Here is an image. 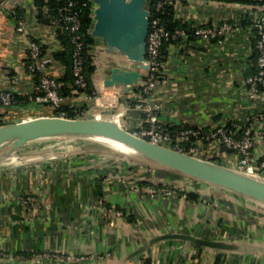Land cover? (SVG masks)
<instances>
[{
	"label": "crops",
	"instance_id": "0c3cea01",
	"mask_svg": "<svg viewBox=\"0 0 264 264\" xmlns=\"http://www.w3.org/2000/svg\"><path fill=\"white\" fill-rule=\"evenodd\" d=\"M96 7L93 2V10ZM261 7L182 0L176 9L178 17L192 24L217 25L223 20L239 23L244 16L253 20L264 15ZM16 9L24 11L23 18L16 17ZM37 13L36 0H0V92L11 89L19 98L0 108L3 124L58 116L56 107L33 100L37 84L28 69L31 40L43 47L47 74L58 79L66 70L55 59L63 49L57 26L40 23ZM94 24L93 14L95 42L90 53L96 90L63 103L76 118L111 117L137 131L147 123L135 104L147 97L161 106L159 121L169 127L208 130L229 122L243 130L252 128V164L264 160V92L251 98L244 76L253 27L241 26L223 46L200 40L171 45L156 87L144 95L147 77L128 93L122 85L106 84L114 68L127 59L109 50L103 37L93 35ZM205 146L202 159L237 167L233 152ZM3 156L0 264H216L218 257L219 264H264V207L243 196L101 152ZM189 237L228 247H196Z\"/></svg>",
	"mask_w": 264,
	"mask_h": 264
},
{
	"label": "water",
	"instance_id": "95a60500",
	"mask_svg": "<svg viewBox=\"0 0 264 264\" xmlns=\"http://www.w3.org/2000/svg\"><path fill=\"white\" fill-rule=\"evenodd\" d=\"M92 1L97 4L94 9L95 24L92 31L93 35L103 37L109 46V50L118 52L127 59L122 66L114 68L112 78L106 84L108 86L122 85L125 92L128 93L133 85L138 84L139 81H144L151 69L146 57L147 35L150 26V12L146 8V0ZM261 8L264 10V7ZM49 130L76 131L56 135L58 138L92 136L124 142L135 150L138 156L142 157V159L137 157L135 160L139 164L183 175L264 205V189L228 177L224 171L234 170L244 174L246 172L214 164L213 161L198 158L167 146L154 144L127 130L111 117L96 119L42 116L16 123L3 124L0 126V144L10 135L29 133L14 148L6 152L3 159L15 155V152L27 142L35 141L34 139L39 134ZM254 176L259 177L260 175L254 174ZM189 239L196 247L204 245L217 248L228 247L227 244L221 242L195 237H189Z\"/></svg>",
	"mask_w": 264,
	"mask_h": 264
},
{
	"label": "built area",
	"instance_id": "2783aa9c",
	"mask_svg": "<svg viewBox=\"0 0 264 264\" xmlns=\"http://www.w3.org/2000/svg\"><path fill=\"white\" fill-rule=\"evenodd\" d=\"M182 0H157L155 6L156 15L154 16L151 7L146 3V8L150 12V26L147 35V60L151 65L149 74L147 75L146 82L143 85L144 95H148L157 85V75L161 72L163 63L159 61L162 46L166 40L170 38L176 39L177 37H186L187 34L184 30H175L173 35L167 31L166 26L157 13L164 7L166 3H174L175 10L177 4ZM70 2L68 8L73 6ZM66 20L71 23L70 27L73 32L79 29V21L77 14L69 11ZM253 28L257 30L260 36L257 42V48L261 50L259 57V65L264 68V15H258L253 19ZM241 28L239 23H234L230 20H223L217 25H204L197 24L195 28L196 35L201 41L211 42L216 40L218 46H223L227 41L229 35L236 33ZM75 43L73 51V69L75 74V83L77 86L83 88L86 86L85 77L83 74V57H82V42L80 36H75L73 39ZM176 44H173V46ZM28 69L34 75L39 74L40 80L37 86V91L33 100L37 102H45L56 108H60L64 102V97L59 92L60 84L57 79L47 74V62L43 56V48L41 44L35 40H31L28 45ZM245 83L249 86V95L251 98H256L260 92L258 90L259 83L264 85V71L261 70L258 74L249 76L245 79ZM15 92L11 89L0 92V108L11 106L16 103ZM135 107L143 111L147 123L137 131H131L135 135L146 139L154 144L167 146L180 152H184L196 157L204 155L201 150L205 145L212 147L224 148L231 150L238 158L237 167L246 171H251L254 174L264 175V160L258 165L252 164V148L255 143V136L253 135L252 128L245 130L237 123L216 125L211 129H203L200 127L187 126L182 127L179 131L172 133L168 126L161 123L158 118V111L161 106L156 103H150L147 97L135 104ZM64 116V113L61 115ZM118 116V115H116ZM119 120V116H118ZM120 124V122H119ZM243 130V131H242ZM175 145L173 147L172 145ZM183 143L189 146V152L183 150ZM164 191H167L166 189ZM173 195L174 192H168Z\"/></svg>",
	"mask_w": 264,
	"mask_h": 264
},
{
	"label": "trees",
	"instance_id": "16d2710c",
	"mask_svg": "<svg viewBox=\"0 0 264 264\" xmlns=\"http://www.w3.org/2000/svg\"><path fill=\"white\" fill-rule=\"evenodd\" d=\"M175 1V0H174ZM218 2L225 3H237L247 6H262L264 7V0H215ZM70 2H73V6L68 8ZM157 0H150L149 5L151 7L152 13L155 16V6ZM36 5L38 7L37 19L40 23L46 25H54L57 26L58 32V40L63 46V49L56 52L55 59L60 61L65 65V73L57 79L60 84L59 92L62 97L68 98L72 97L75 94L85 93L92 95L95 92V86L92 81V75L96 71V65L94 59L90 53V49L94 44L95 40L91 34V27L93 24V1L92 0H36ZM69 11H73L77 14V18L79 21V29L76 32L71 30V23L66 20ZM17 18H23L24 11L22 9H16L14 11ZM166 26L167 31L170 35H173L175 30H184L187 34L186 37L180 36L176 39L170 38L166 40L162 46V52L159 58L161 63H164L169 58L170 46L173 44L181 45L188 44L190 42H198L201 39L196 35L195 28L196 25L192 24L188 21L183 20L178 17L177 11L175 10L174 3H166L162 9L157 13ZM239 24L244 26L253 27L254 21L244 16L239 21ZM212 26V25H208ZM80 36L81 42L83 45L82 48V57H83V74L85 77L86 86L81 88L75 83V74L73 69V51L75 47V43L73 41L75 36ZM260 36L257 33V30L253 28V35L251 37V54L249 56V66L245 70L244 76L247 78L252 75L258 74L261 70L264 71L259 65V57L261 55V50L257 48V42ZM211 42H216L213 39ZM43 48V47H42ZM160 74V73H159ZM157 75V77L159 76ZM35 80L37 86L39 85L40 75H35ZM259 92H264V85L259 83L258 85ZM16 101L18 102L19 98L15 95ZM18 99V100H17ZM27 101V100H26ZM28 102V101H27ZM64 103V102H63ZM2 108V107H1ZM64 113L65 117L74 118L76 117V113L68 108V106L62 104L60 108L55 110V115L61 116ZM2 114H0L1 118ZM3 124L0 119V126ZM187 127V126H183ZM182 127H169L168 129L174 133L179 131ZM175 147L174 143L172 145ZM183 150L185 152H189V146L187 143H183ZM233 152L231 150H228ZM211 160H215V158H211ZM189 198H196L194 193H188ZM149 264V262H145ZM221 263L219 257L216 261V264Z\"/></svg>",
	"mask_w": 264,
	"mask_h": 264
},
{
	"label": "rangeland",
	"instance_id": "374dc122",
	"mask_svg": "<svg viewBox=\"0 0 264 264\" xmlns=\"http://www.w3.org/2000/svg\"><path fill=\"white\" fill-rule=\"evenodd\" d=\"M6 147L7 148L10 147V145H6L3 148V151H5L4 149ZM30 151L35 152V153H42V154L43 152H46V153H50L51 155H69L70 153H73L75 151H88V152L95 151V152L106 153L111 157H117L119 160H122L129 164H133V165L139 164L135 162L137 157H135L133 154H131L126 149H123L121 147H116V146L113 147L112 145H109L108 143H102L101 141H98L96 137H92V136H84V137L66 136V137H61V138L53 136V137L41 138L35 141L27 142L25 145H23L21 148H19L15 152L16 153L15 155L21 156L23 155V153H27ZM198 158H201V157L199 156ZM213 163L218 164V165H224L219 162H213ZM229 168L246 172L244 174L242 172L233 170L234 172L242 174V175H250L252 177H257V176H254V173H251V171H246L238 167L236 168L229 167ZM260 177L263 178L264 176L260 175L258 178ZM253 202L264 207V205L259 202H256V201H253Z\"/></svg>",
	"mask_w": 264,
	"mask_h": 264
},
{
	"label": "bare ground",
	"instance_id": "6f19581e",
	"mask_svg": "<svg viewBox=\"0 0 264 264\" xmlns=\"http://www.w3.org/2000/svg\"><path fill=\"white\" fill-rule=\"evenodd\" d=\"M113 118L118 119V116H115ZM72 132H76V131H72V130H49V131H45V132L39 134L34 140H38V139L46 138V137H53L56 135L58 136V135L68 134V133H72ZM79 132H82V131H79ZM28 134L29 133H27V134H25V133L13 134V135H10L7 138H5L4 141L0 144V157L3 156L6 152L10 151L12 148H14ZM97 140L101 141L102 143H108L109 145H112L113 147L116 146V147H121L123 149H126L131 154H133L135 157H139L140 159H142V157L137 155L135 150H133L132 148L127 146L124 142L114 141L110 138H97ZM6 145H10V147H8V148L6 147L4 149L5 151H3V148ZM182 160H185V159H182ZM224 172H225V175L228 177H231V178L237 179L239 181H243L245 183H249L253 186L264 189V179L263 178L252 177L250 175H242V174L234 172L233 170H226Z\"/></svg>",
	"mask_w": 264,
	"mask_h": 264
}]
</instances>
